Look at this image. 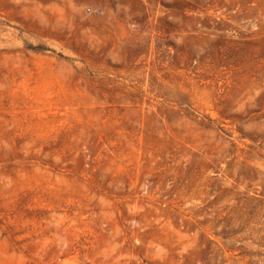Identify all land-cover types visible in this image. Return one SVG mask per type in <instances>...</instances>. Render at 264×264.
Listing matches in <instances>:
<instances>
[{"label":"rangeland","instance_id":"rangeland-1","mask_svg":"<svg viewBox=\"0 0 264 264\" xmlns=\"http://www.w3.org/2000/svg\"><path fill=\"white\" fill-rule=\"evenodd\" d=\"M0 264H264V0H0Z\"/></svg>","mask_w":264,"mask_h":264}]
</instances>
